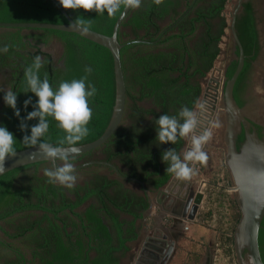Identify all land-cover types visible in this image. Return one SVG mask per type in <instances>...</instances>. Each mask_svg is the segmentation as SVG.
Masks as SVG:
<instances>
[{
    "label": "trees",
    "instance_id": "1",
    "mask_svg": "<svg viewBox=\"0 0 264 264\" xmlns=\"http://www.w3.org/2000/svg\"><path fill=\"white\" fill-rule=\"evenodd\" d=\"M229 1L163 0L156 5L142 0L139 8L128 12L117 33L118 42L128 44L120 52L126 88L122 121L100 147L68 157L74 167L91 161L110 163L124 177L143 182L151 193L168 184L174 175L166 171L169 162L162 161L163 152L173 148L182 158L186 140L160 144L155 120L162 114L179 118L185 106L195 110L202 81L221 54ZM62 9L73 21L84 19L90 30L107 36L123 10L109 17L106 12ZM256 14L253 1L246 0L235 21L245 56L233 89L239 106L237 90L262 48ZM0 23L64 25L67 20L51 0H0ZM5 46L8 51H0V126L13 134L15 152L33 147L22 140L38 118L27 120L23 132L19 125L37 101L33 93L25 92L24 82V69L36 56L46 61L39 75L43 79L47 73L54 91L61 82L80 79L86 67L92 68L86 86L94 85L97 93L88 98L89 134L76 146L103 134L115 101L113 59L106 48L75 33L0 28V49ZM234 53L238 55L237 50ZM237 63L230 61L226 78ZM9 89L17 93L20 117L4 102ZM47 119L49 130L42 140L55 145L65 133L55 120ZM61 164L58 160L57 166ZM45 168L52 166L35 163L0 176V264H124L139 240L148 208L142 188L120 181L109 168L89 166L76 173L75 187L67 189L49 183ZM258 243L264 263V220Z\"/></svg>",
    "mask_w": 264,
    "mask_h": 264
},
{
    "label": "water",
    "instance_id": "2",
    "mask_svg": "<svg viewBox=\"0 0 264 264\" xmlns=\"http://www.w3.org/2000/svg\"><path fill=\"white\" fill-rule=\"evenodd\" d=\"M51 1L65 16L67 24L55 25L44 23H0V28L23 30L48 29L67 33H75L84 39L106 48L110 52L113 59L115 101L110 121L103 134L97 140L84 145L76 146L79 151L74 154L69 153V157H71L100 147L117 130L122 121L125 107L126 88L121 66L120 52L124 46L128 44L121 45L117 40V35L116 38L113 39V33H118L121 22L131 9L122 10L113 26L112 34L107 36L90 29L88 32L84 33L75 28V26L70 27L74 21L55 0ZM245 1L246 0H237L231 15V21L229 25L230 36L233 44V54L231 59L236 60L238 63L233 75L230 78H226L225 76L227 66L221 70L223 76V86L222 99L220 106L218 107V111H220V116H222L224 122L222 137L224 143L223 150L225 152L224 160L227 165V170L231 181L230 190L233 192V194H235L234 196L236 204L240 212V218L233 232V250L235 260L237 264H264L261 258L258 243L259 231L262 228V221L264 218V153L262 154V152L257 153L254 151V147L260 151H264V139L261 140L258 138L254 128H252L251 124L246 120L244 112L238 106L233 97L234 85L242 71L245 59L241 43L236 34L235 21L237 15L241 12L242 3ZM235 50L238 51V55H235ZM233 113H235L237 117L234 118ZM242 126L245 128L246 137L245 141L241 145L240 152H238L236 150V139L237 135L241 131ZM250 128L253 129L252 132H250ZM259 159L260 161H258ZM58 160L60 159H56L55 163H53L51 160L44 157V155L39 151L38 147L33 146L31 148L15 152L14 156L6 157L3 165V172H0V176L11 170L35 163L47 162L50 163L52 168H54L57 166ZM192 164L193 163H190L191 167ZM89 166H101L109 168L114 172L115 176L120 181L135 183L142 188V191L148 200V208L142 216L139 239L143 236V234L147 233L145 225L147 219L151 217L150 211L152 207L157 206L159 208L160 213L158 216L153 218L151 217L155 222L154 231L152 232L151 237L147 236L146 238H143L144 245L141 248V253L138 255L135 264H154V261L148 259L149 256L157 257V254H163L164 250H166V252L161 260V264H167L174 252L175 242L173 239L168 238V231L161 226L162 224H160V222L163 218H165L164 216L168 211L166 208V195H168L167 193L171 191L175 182L177 184L179 180L173 176L165 187L158 189L155 193H151L145 187L143 182L134 178L124 177L114 165L107 162L91 161L84 163L75 167L76 173L79 170ZM190 186L191 184L189 182L185 183V187L188 189V191L190 190ZM202 200L203 195L201 192H189L188 201L186 202L183 211V214L188 213L187 223L195 222ZM182 206L183 204L181 205V209ZM173 213L177 214L175 210H173L172 214ZM151 242L156 243L157 245H151ZM144 247L151 248L156 254L147 253ZM144 250L146 252H143Z\"/></svg>",
    "mask_w": 264,
    "mask_h": 264
},
{
    "label": "clouds",
    "instance_id": "3",
    "mask_svg": "<svg viewBox=\"0 0 264 264\" xmlns=\"http://www.w3.org/2000/svg\"><path fill=\"white\" fill-rule=\"evenodd\" d=\"M156 5L163 3V0H153ZM60 6L64 9H83L84 11H95L99 14L105 12L109 17L116 15L121 9H135L141 6L142 0H58ZM75 26L81 32H88L90 24L84 19H76L70 27ZM113 33V39L116 38ZM7 52L8 46L0 49ZM40 56H36L33 62L24 69V82L26 84L25 92H31L37 97L34 110L21 120L19 128L23 132L27 127V120L37 119L38 123L30 128V135H25L22 142L25 145L38 147L45 158L55 163L60 159L62 164L54 168H45L44 175L48 177L49 183L59 184L67 189L75 187L77 182L76 169L69 160V153H77L79 150L76 145L79 144L89 134L87 125L92 119V109L89 107L88 98L94 97L97 89L94 85H87L88 74H91L92 68H85V75L80 79H73L70 82L63 81L59 84L57 90L51 87L47 73L44 78H40V69L44 63ZM4 102L14 110V115L20 117V111L17 109V93L9 89L5 92ZM31 103V98L24 101V107L27 108ZM195 109L182 107L179 112V118L162 114L155 120L157 125V135L160 144H175L178 138L190 139L188 150L183 153V158L170 148L163 152L162 161L169 162L166 169L175 178L179 180H190L194 175L190 163H199L206 165L208 160L207 153L203 150L213 135V129L219 128V121H211L210 126L198 133V126L201 123V117L207 112L206 103L197 101ZM48 117L56 121L57 126L65 133L58 140L57 144H51L42 140L49 130ZM15 138L6 127L0 126V172H3V165L6 157L14 156ZM67 146L65 148L64 146Z\"/></svg>",
    "mask_w": 264,
    "mask_h": 264
},
{
    "label": "rangeland",
    "instance_id": "4",
    "mask_svg": "<svg viewBox=\"0 0 264 264\" xmlns=\"http://www.w3.org/2000/svg\"><path fill=\"white\" fill-rule=\"evenodd\" d=\"M237 0H230L228 3V7L226 9V15L228 19V27L226 30V33L223 37V40L221 42V54L217 58L214 67L212 70L206 75V77L202 81V94L200 96L199 101H203L206 103L207 106V112L201 117V123L198 126V133L203 131L205 128L210 126L211 121H219L220 127L214 128L212 139L204 145L203 150L208 155V160L206 165H201L199 163H193L192 168L194 171V175L190 180H186L182 182H189L191 184L189 192H201L208 193L210 200H206V205H204V210L208 209V214L210 216L212 215L213 218L204 219L203 221L198 218L196 222L193 223H184L178 222L175 220L176 215L175 214H166L167 216L163 220V224L166 226H172L175 224V227L180 230L176 231V233L173 234L174 236V242H175V248L174 252L171 256V258L168 260L167 264H198V260L200 257H203L207 253L208 245L205 246H197L195 245V241H193L190 238V231L195 228L193 224H201L206 229L205 232L207 234L211 233L214 235L215 239L217 237L216 230L217 228L224 222V212L223 209L224 206H221L217 203V200L219 197H217V192H215L217 188V183H221L223 185H226L227 190L229 191V194L227 195L228 200L232 202V208L231 211L237 210V219L240 218V212L239 208L236 204L235 200V194L230 190L231 188V181L229 174L226 170L225 164H224V157H223V130H224V122L222 119V116L218 117V107L220 106V96L218 91L219 86V76L221 73V70L226 66L227 62L232 58L233 54V44L230 36V30L229 25L231 21V15L235 8ZM253 4L256 8V15L259 21L258 28L260 31V41L262 45V54L260 57V64L261 67L256 73L255 81L259 84L260 79H262V75L264 74V0H252ZM263 73V74H262ZM258 75V76H257ZM256 83L255 88L258 87V84ZM260 85V84H259ZM260 91L257 93L258 101L260 103H264V87H260ZM196 110V109H195ZM217 114V115H216ZM218 117V118H217ZM185 147L182 151V158L183 153L188 150V147L190 145V139H186ZM78 181V180H77ZM178 185V183H177ZM203 195V194H202ZM222 199V198H221ZM214 200V201H213ZM224 201V200H223ZM221 200V202H223ZM210 203L209 205H207ZM167 209H174L172 206V201L168 200L166 202ZM201 205V204H200ZM208 206V207H207ZM155 214L158 212V208H154ZM157 207V206H156ZM152 221L148 220L147 224H149V228L152 226ZM151 224V225H150ZM180 224L183 226V228L179 227ZM188 225V226H187ZM145 227H147L145 225ZM189 229V230H188ZM215 231V232H214ZM218 241V240H217ZM140 242V241H139ZM139 242H135L133 244V248L129 254V258L125 261L124 264H135L138 258V255L141 253V250L139 251L140 244ZM214 245V244H212ZM147 253L149 252V248L144 247ZM143 252H146V251ZM197 257V260H193V258ZM145 259V258H143ZM210 259H208L209 263ZM211 264V263H210ZM215 264H224L223 260L217 261ZM227 264H237L235 260V256L232 255L229 257V260L227 261Z\"/></svg>",
    "mask_w": 264,
    "mask_h": 264
},
{
    "label": "crops",
    "instance_id": "5",
    "mask_svg": "<svg viewBox=\"0 0 264 264\" xmlns=\"http://www.w3.org/2000/svg\"><path fill=\"white\" fill-rule=\"evenodd\" d=\"M217 188L215 190V192H217V197H219V199L217 200V203L221 206H224V222L217 228L216 233L218 234L217 237L215 239L214 235L209 233L207 234L205 232V228L203 225L201 224H193L195 226V228L193 230H191L190 233V238L195 241V245L197 246H205L208 245L207 248V253L206 255H204L203 257H200L198 260V264H205L206 262H208V259H210L209 263L207 264H215L217 261H221L223 260L224 264H227V261L229 260V257H231L232 255H234V250H233V232L235 229V226L238 222L237 219V210H233L231 211L230 209L232 208V202H230V200H228L227 195L229 194V191L226 188V185H223L221 183H217ZM181 190L177 191L176 193H180ZM203 194V200L201 205L199 206L198 209V213H197V217L195 222L197 221L198 218H200L202 221L204 219H209V218H213V216L209 213V211H207L208 209L204 210V205H206V200L208 202V199L210 195H208V193L204 192ZM222 198V199H221ZM221 200L223 202H221ZM214 201V200H213ZM167 202V200H166ZM210 203H208L207 205H209ZM166 207V206H165ZM208 207V206H207ZM153 208V207H152ZM154 208H158V207H154ZM168 208V207H166ZM156 211H154V209H151L150 211V216L153 217H157L158 214L160 213V210L158 208V212L155 214ZM167 215H165L164 217H166ZM148 218V220H151L152 226L151 228H149V224H147L146 221V226L145 229L147 231V233L143 234V236L138 240L140 247H139V251L141 250V248L144 245V241L143 238L151 237L152 232L154 231V226H155V222L152 218ZM163 220L164 218L161 220L160 224H162L161 226L164 227V229H167L168 231V238L170 239H174L173 234L176 233V231H180L175 227V224L172 226H166L165 224H163ZM213 220H215L213 218ZM151 225V224H150ZM184 226V225H183ZM183 226L180 224L179 227L183 228ZM188 226V225H187ZM189 230V229H188ZM215 232V231H214ZM218 240V241H217ZM214 244V245H212Z\"/></svg>",
    "mask_w": 264,
    "mask_h": 264
},
{
    "label": "flooded vegetation",
    "instance_id": "6",
    "mask_svg": "<svg viewBox=\"0 0 264 264\" xmlns=\"http://www.w3.org/2000/svg\"><path fill=\"white\" fill-rule=\"evenodd\" d=\"M262 54V48L260 50L259 55L257 56L256 60L251 62V69L246 75L245 79L243 80V83L240 85L239 89L237 90V95L238 99L242 103L241 106H239L242 111L244 112V116L246 120L251 124L252 128H254L257 136L259 139L263 140L264 139V103H260L258 101V96L257 93L260 91V87H264V74L262 75V79H260L259 84L255 81V76L259 68L261 67L260 64V57ZM233 59H230L226 66L228 67L230 61ZM258 76V75H257ZM219 86H218V91H219V96L220 100L222 99V86H223V76H222V71L219 76ZM256 83L258 84V87L255 88ZM235 86V85H234ZM220 111H218V117H220ZM217 115V114H216ZM217 117V118H218ZM250 128V132L253 131V129ZM246 133H245V128L244 126L241 127L240 133L237 135L236 139V150L240 152L241 150V145L245 141ZM225 155V152L223 150V157ZM224 164L227 168V165L224 160ZM228 172V170H227ZM264 220V218H263ZM151 261L153 259L148 258ZM125 263V262H124Z\"/></svg>",
    "mask_w": 264,
    "mask_h": 264
},
{
    "label": "bare ground",
    "instance_id": "7",
    "mask_svg": "<svg viewBox=\"0 0 264 264\" xmlns=\"http://www.w3.org/2000/svg\"><path fill=\"white\" fill-rule=\"evenodd\" d=\"M233 115H234V118L237 117L235 113H233ZM254 151H256L257 153L258 152L259 153L262 152V154L264 153V151H260L256 147H254ZM258 161H260V159ZM177 183H178V185L175 182V184H174L173 188L171 189V191L167 193L168 195H166L167 196L166 200L167 201L168 200H171L172 201V206L174 208V209H169L166 212V214L167 215L168 214L170 215V214H172L173 210H175V212L177 213V214H175L176 215L175 220L178 221V222H181L182 224H184V223H187L188 222V217H187V214L188 213L183 214V211H184L185 204L188 201L189 191L185 187V182H182V180H179ZM179 190H181V192L180 193H176ZM182 204H183V206H182V209H181V205ZM188 212H189V210H188ZM151 245L156 246L157 244L151 242ZM149 252H150V254L151 253L152 254H156L155 251H153L151 248H149ZM165 252H166V250H164V253L163 254H161V253L157 254V257H150L149 256V258L153 259L154 264H161V260H162L163 256L165 255Z\"/></svg>",
    "mask_w": 264,
    "mask_h": 264
}]
</instances>
